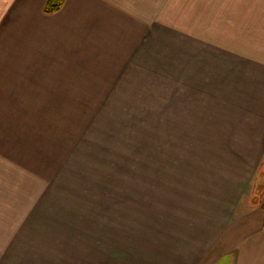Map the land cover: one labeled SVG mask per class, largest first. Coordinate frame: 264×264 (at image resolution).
I'll use <instances>...</instances> for the list:
<instances>
[{
  "label": "crops",
  "instance_id": "obj_1",
  "mask_svg": "<svg viewBox=\"0 0 264 264\" xmlns=\"http://www.w3.org/2000/svg\"><path fill=\"white\" fill-rule=\"evenodd\" d=\"M46 2L6 0L0 16V114L13 96L77 99L82 107L97 98L103 99L100 113H116L118 99L149 88V128L153 117L156 129L177 132L173 138L184 160L210 163L200 172L210 178L205 192L224 206L216 209L230 211L231 219L251 209L245 197L264 174V0H64L52 14L44 12ZM16 88L37 93L13 94ZM43 88L51 92L43 94ZM2 118L0 125H6ZM0 139L6 146V129ZM44 193L61 192L0 185V264L15 254L23 264L45 247L59 264L66 258L59 249L75 247L45 244L55 237L42 229ZM227 219L211 223L224 228H212L210 235L200 229L189 238L186 230L176 231L184 238L181 246L147 244L130 252L125 264H264L262 215L244 212L232 224ZM96 224L100 236L108 235L105 223ZM78 246L73 250L90 255L89 245ZM98 249L107 258L106 249ZM153 250L161 253L151 255ZM118 256L114 264H124Z\"/></svg>",
  "mask_w": 264,
  "mask_h": 264
},
{
  "label": "rangeland",
  "instance_id": "obj_2",
  "mask_svg": "<svg viewBox=\"0 0 264 264\" xmlns=\"http://www.w3.org/2000/svg\"><path fill=\"white\" fill-rule=\"evenodd\" d=\"M4 11L6 0H1L0 16ZM21 89L12 93H37L36 88ZM44 90L39 92H51ZM150 93L149 88L139 87L131 93L135 98L118 99L116 113H100L103 99L97 98L88 99L85 107L77 106V99L50 96H13L3 103L7 113L0 114V124L6 117V125H0V131L6 129L9 141L4 146L0 139L1 165L6 160L0 185L58 189L61 193L43 194L42 229L55 237L45 244L90 246V255L86 250L59 249L58 256L66 257L59 264H114L118 251L117 262L125 264L130 252L138 253L147 244L181 246L184 238L176 231L186 230L189 238L200 229L210 235L212 228H220L211 223H220L222 217L232 224L244 212L262 215L264 226V174L257 177L256 190L251 188L252 194L245 197L250 198L251 209L236 211L232 219L230 211L216 209L224 206L217 195L205 192L210 178L200 172L210 163L184 160L178 139L173 138L177 132L156 129L153 117L149 128ZM67 109L75 112L61 113ZM99 221L107 225L108 235L94 230ZM83 229H87L84 234ZM101 242L106 247L98 246ZM98 247L106 249L107 258L98 254ZM40 249L27 255L23 264H56L52 249ZM15 255L8 264H21Z\"/></svg>",
  "mask_w": 264,
  "mask_h": 264
},
{
  "label": "trees",
  "instance_id": "obj_3",
  "mask_svg": "<svg viewBox=\"0 0 264 264\" xmlns=\"http://www.w3.org/2000/svg\"><path fill=\"white\" fill-rule=\"evenodd\" d=\"M64 5V0H48L45 5V12L46 13H54L59 11Z\"/></svg>",
  "mask_w": 264,
  "mask_h": 264
}]
</instances>
